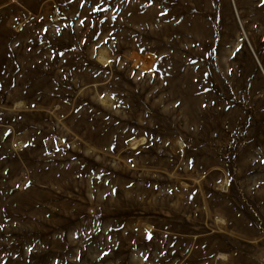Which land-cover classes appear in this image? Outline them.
Masks as SVG:
<instances>
[{"label": "rangeland", "instance_id": "rangeland-1", "mask_svg": "<svg viewBox=\"0 0 264 264\" xmlns=\"http://www.w3.org/2000/svg\"><path fill=\"white\" fill-rule=\"evenodd\" d=\"M0 264H264V0H0Z\"/></svg>", "mask_w": 264, "mask_h": 264}]
</instances>
